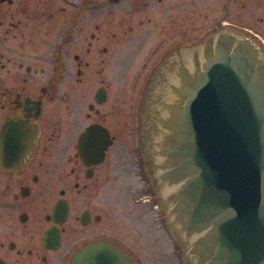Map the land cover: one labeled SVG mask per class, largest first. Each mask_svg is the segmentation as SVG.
<instances>
[{
  "label": "flooded vegetation",
  "instance_id": "flooded-vegetation-1",
  "mask_svg": "<svg viewBox=\"0 0 264 264\" xmlns=\"http://www.w3.org/2000/svg\"><path fill=\"white\" fill-rule=\"evenodd\" d=\"M252 12L264 28V0H0V264H71L98 240L140 264L112 236L117 218L102 190L127 155L136 166L122 151L133 137L157 202L141 149L146 101L169 106L182 65L192 66L218 31L263 41L246 23ZM104 132L111 143L97 160ZM140 189L137 207L148 201Z\"/></svg>",
  "mask_w": 264,
  "mask_h": 264
},
{
  "label": "water",
  "instance_id": "water-1",
  "mask_svg": "<svg viewBox=\"0 0 264 264\" xmlns=\"http://www.w3.org/2000/svg\"><path fill=\"white\" fill-rule=\"evenodd\" d=\"M199 50L193 67L182 65L169 106L146 101V171L185 264H264V48L224 28ZM92 130L83 150H93ZM104 135L94 142L97 160L111 143ZM71 264L134 263L98 240Z\"/></svg>",
  "mask_w": 264,
  "mask_h": 264
},
{
  "label": "rangeland",
  "instance_id": "rangeland-1",
  "mask_svg": "<svg viewBox=\"0 0 264 264\" xmlns=\"http://www.w3.org/2000/svg\"><path fill=\"white\" fill-rule=\"evenodd\" d=\"M256 18V12L247 14L246 23L254 30H259L264 37V28L258 27ZM124 93L129 94L128 91ZM137 149L139 147L136 139L129 137L127 146H124L122 151L133 153L136 166H131V157L125 153L127 165H115L114 174L117 178L114 186L110 189L105 187L102 190V198L105 200L103 202L108 208L106 210L110 212L112 207L113 214L117 218L116 225L111 228V234L130 245L129 253L137 263L182 264L180 261L181 247L173 241L166 230L161 213L156 209L157 202L147 188L141 163L137 157ZM139 189L148 201L145 206H138V208L134 205L132 197Z\"/></svg>",
  "mask_w": 264,
  "mask_h": 264
}]
</instances>
